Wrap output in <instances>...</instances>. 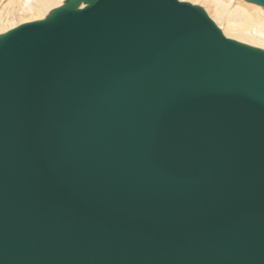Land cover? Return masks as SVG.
I'll list each match as a JSON object with an SVG mask.
<instances>
[{
    "label": "water",
    "instance_id": "obj_1",
    "mask_svg": "<svg viewBox=\"0 0 264 264\" xmlns=\"http://www.w3.org/2000/svg\"><path fill=\"white\" fill-rule=\"evenodd\" d=\"M0 264H264V50L179 0L0 34Z\"/></svg>",
    "mask_w": 264,
    "mask_h": 264
},
{
    "label": "bare ground",
    "instance_id": "obj_2",
    "mask_svg": "<svg viewBox=\"0 0 264 264\" xmlns=\"http://www.w3.org/2000/svg\"><path fill=\"white\" fill-rule=\"evenodd\" d=\"M6 1H8L6 6L0 5V34L26 23L24 20L27 16H37L35 18L39 17L38 20L45 18L50 12L49 7L57 2L56 0ZM183 1L204 5L227 38L264 50V9L262 7L247 4L243 2L244 0H181ZM1 3L2 0H0ZM35 18L33 19L36 20Z\"/></svg>",
    "mask_w": 264,
    "mask_h": 264
},
{
    "label": "rangeland",
    "instance_id": "obj_3",
    "mask_svg": "<svg viewBox=\"0 0 264 264\" xmlns=\"http://www.w3.org/2000/svg\"><path fill=\"white\" fill-rule=\"evenodd\" d=\"M57 2L55 3V4H52L50 7H49V9H48V11L50 10H52V9H54V8H57V7H59V5L61 4H63V2L65 1V0H56ZM61 1H63V2H61ZM181 1V0H180ZM243 1V0H242ZM183 2H186V1H183ZM187 2H189V3H191V4H193L192 2H190V1H187ZM243 2H245V1H243ZM246 3V2H245ZM8 4V1H6V0H2V3L0 4L1 6H6ZM248 4V3H247ZM193 5H197V6H200V7H202L206 12H207V14L209 15V17L216 23V21L211 17V15H210V11H208L207 10V8H205V6L204 5H202V4H200V3H197V4H193ZM47 15V14H46ZM32 17V18H31ZM35 17H37V16H27V17H25V19L26 20H24V22H32V21H35L33 18H35ZM39 18V17H38ZM38 18H35L36 20H38ZM40 20V19H39ZM216 25L218 26V24L216 23ZM221 30H222V28L220 27V26H218ZM222 32H223V30H222ZM224 33V32H223ZM249 45V44H248Z\"/></svg>",
    "mask_w": 264,
    "mask_h": 264
}]
</instances>
